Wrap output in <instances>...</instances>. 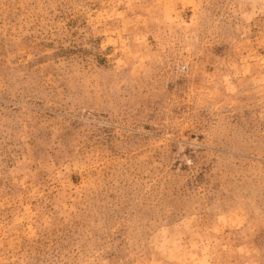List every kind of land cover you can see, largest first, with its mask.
Segmentation results:
<instances>
[{
	"label": "rangeland",
	"instance_id": "obj_1",
	"mask_svg": "<svg viewBox=\"0 0 264 264\" xmlns=\"http://www.w3.org/2000/svg\"><path fill=\"white\" fill-rule=\"evenodd\" d=\"M0 264H264V0H0Z\"/></svg>",
	"mask_w": 264,
	"mask_h": 264
}]
</instances>
